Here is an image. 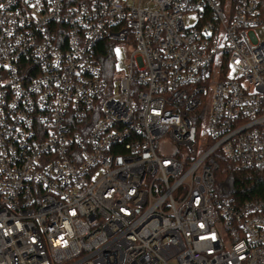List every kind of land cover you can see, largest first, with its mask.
I'll return each mask as SVG.
<instances>
[{
    "label": "built area",
    "instance_id": "2783aa9c",
    "mask_svg": "<svg viewBox=\"0 0 264 264\" xmlns=\"http://www.w3.org/2000/svg\"><path fill=\"white\" fill-rule=\"evenodd\" d=\"M0 5V264H264V0Z\"/></svg>",
    "mask_w": 264,
    "mask_h": 264
},
{
    "label": "trees",
    "instance_id": "16d2710c",
    "mask_svg": "<svg viewBox=\"0 0 264 264\" xmlns=\"http://www.w3.org/2000/svg\"><path fill=\"white\" fill-rule=\"evenodd\" d=\"M103 60V69L107 78H113L115 55L109 53L102 43L99 48ZM111 51V50H110ZM217 193L220 197L234 199L238 202L264 200V173L258 170H237L234 165L221 158L216 173Z\"/></svg>",
    "mask_w": 264,
    "mask_h": 264
},
{
    "label": "rangeland",
    "instance_id": "374dc122",
    "mask_svg": "<svg viewBox=\"0 0 264 264\" xmlns=\"http://www.w3.org/2000/svg\"><path fill=\"white\" fill-rule=\"evenodd\" d=\"M256 34L258 36V38H260V40H264V30H258L256 31ZM112 47H116L114 44H111ZM115 62H116V72L118 71H124L127 67L125 66V61L127 59V54H126V50L124 48L121 47H116L115 49ZM118 87H119V82L115 81V92H118ZM200 135L203 136V142L205 137H207V131H206V127L203 124L202 128L200 129Z\"/></svg>",
    "mask_w": 264,
    "mask_h": 264
},
{
    "label": "snow or ice",
    "instance_id": "6c2138e0",
    "mask_svg": "<svg viewBox=\"0 0 264 264\" xmlns=\"http://www.w3.org/2000/svg\"><path fill=\"white\" fill-rule=\"evenodd\" d=\"M3 7V5H0V8H2Z\"/></svg>",
    "mask_w": 264,
    "mask_h": 264
}]
</instances>
